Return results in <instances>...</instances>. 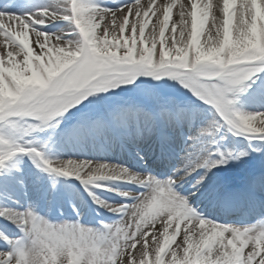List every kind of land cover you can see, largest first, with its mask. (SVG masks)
Masks as SVG:
<instances>
[{
  "label": "snow or ice",
  "instance_id": "1",
  "mask_svg": "<svg viewBox=\"0 0 264 264\" xmlns=\"http://www.w3.org/2000/svg\"><path fill=\"white\" fill-rule=\"evenodd\" d=\"M55 20L67 29L46 30ZM169 81L185 92L165 91ZM89 147L99 158H82ZM116 149L129 162L108 158ZM253 153L264 157V0L0 10V195L31 190L50 213L62 206L57 178L74 177L77 195L117 217L82 223L87 208L67 193L76 218L54 222L17 197L0 206L18 232L0 230V264H264V159ZM233 160L252 165L243 204L222 175ZM242 208L253 218L218 215Z\"/></svg>",
  "mask_w": 264,
  "mask_h": 264
},
{
  "label": "rangeland",
  "instance_id": "2",
  "mask_svg": "<svg viewBox=\"0 0 264 264\" xmlns=\"http://www.w3.org/2000/svg\"><path fill=\"white\" fill-rule=\"evenodd\" d=\"M102 2L109 4V5H114L115 3H118L119 0H102ZM26 3V4H25ZM45 3H47V0H27L26 2H23V4H18V5H14L12 8H2L0 7V10L6 11V12H13L16 13L18 15H24L27 14L31 11H34V9L38 6H42ZM23 5V6H22ZM19 6V7H17ZM22 6V7H20ZM175 13H176V9L173 10V18H175ZM211 22V18H209V23ZM46 30L50 31V32H60V31H64L67 29V23L65 21L62 20H55L50 22L49 24H47L46 26ZM148 30L146 29V35H147ZM157 85L159 86V83L157 82ZM165 91L175 94V95H180L182 93L185 92V90L177 83L169 81L168 85L165 86ZM125 99V97H116L114 98V100L112 102L115 101H119V100H123ZM229 136V140L227 141V143L229 144V146H236V147H243L245 146V142H242L239 138H234ZM232 142H234V144H231ZM97 143H99V141H97ZM259 155V157L261 156L260 153H253L252 157L253 160L255 159H260L259 157H257ZM262 157V156H261ZM125 158H127V162L128 161V156L126 155ZM264 158V157H263ZM92 159V158H89ZM248 159V158H247ZM230 165H234L235 167H239L236 164L229 162ZM250 165H243V169L240 168H235V167H228L227 165H225V168H235L233 169L230 173H227L229 175H244V171L246 173H248L247 171H250L249 169ZM244 170V171H241ZM241 171V173H239ZM251 172V171H250ZM239 173V174H238ZM47 175V174H45ZM233 177V176H232ZM242 178V177H240ZM74 180L70 179L69 181H62L61 183H57L58 185V189L61 190V193L64 192H69V190H74L73 188L70 187V185L72 184ZM77 185L79 183L75 182ZM70 184V185H68ZM82 188V187H81ZM64 194V193H63ZM19 197L21 203H37V210L41 212L42 215L47 214L48 215V219L50 221H54V222H59L61 220H71V219H75V217L73 218L74 215H69L67 216V214L64 212L63 209H65V207L72 203L69 202V200L66 201V204H62V206H55L54 210H52L51 212L53 213L52 215H49V213H47V204L46 203L48 201L47 198L38 195L37 193L33 192V191H29L28 193V197L27 200L25 201V199L22 196H19V193L16 194V196H14L13 198H8L7 196L4 195H0V206H14V207H18L20 205L15 203L16 198ZM75 200L73 202H79L81 204H83L84 206H87L88 209H90V212L88 215L83 216V218L81 219L82 223H87V224H92V225H99L100 221H104V222H112L115 219H117L116 215L113 213L108 212L106 209H100L97 205H95L91 199L87 196L86 193L83 192V188L82 191H79V195L74 194ZM86 201V204L84 203ZM62 203V201L60 200V204ZM88 204V205H87ZM64 206V207H63ZM86 207V208H87ZM71 208V207H70ZM72 211L70 212H74L73 207L71 208ZM241 212H229L227 210H219L218 215L220 217V219L223 222H229V223H237V222H242V221H246V220H242V219H246L243 216H240ZM59 214H63L62 216H58ZM76 214V213H75ZM58 217L62 218V219H58ZM4 224V225H3ZM8 226H5L4 222H0V230L7 232L9 235H17L18 232L17 230L10 224L7 223ZM8 247V245L6 244L5 241L0 240V248H6Z\"/></svg>",
  "mask_w": 264,
  "mask_h": 264
},
{
  "label": "bare ground",
  "instance_id": "3",
  "mask_svg": "<svg viewBox=\"0 0 264 264\" xmlns=\"http://www.w3.org/2000/svg\"><path fill=\"white\" fill-rule=\"evenodd\" d=\"M26 1L27 0H0V7L4 8V9H6V8H12L14 5L23 4V2H26ZM212 2L215 3V0H212ZM22 6H20V7H22ZM17 7H19V6H17ZM209 18H211V15H210ZM232 139H234V138H232ZM231 144H234V142H232ZM80 155L82 156V158H88L89 159V158H99L100 153L98 151H94L91 147H89L87 149L86 153H81ZM126 155H127L126 153H121L119 149H116V150L112 151L108 155V158H110L112 160H116L117 162H127V158H125ZM257 157H259V155ZM259 158L260 159H264L261 156ZM243 159H247V157H245ZM260 159H255L254 162L259 161ZM230 162H232V163L236 164L237 166H239V167H235V168L243 169V167H242L243 165H241V162L239 160H233V161H230ZM229 165H230V163H229ZM229 165H227V166L229 167ZM235 168H226L227 169V172L223 173L222 175H227V176H230V177L233 176L232 177V183L230 184V188H232L234 190H237L235 192V196H236V198L238 200L241 201L242 197L240 196V194H238V192L241 189H243V186H244V178L249 174L250 171H252V165L250 164V166H249L250 171H247L248 173H246L244 170H241V171H244V175L238 176V175L235 174V176H234V175L227 174V173H230ZM241 171L239 173H241ZM240 177H242V178H240ZM70 179H72V180L75 181V178L74 177H58L57 178V180H58L59 183H61L62 181H69ZM75 182L79 183L78 181H75ZM58 185L59 184H57V187H58ZM68 185H70V184H68ZM80 191H82V188H80ZM63 193H62V195L60 197H58V199L62 201L61 205L62 204L63 205L66 204V201L69 200V196L67 195V193H71L72 194V197H73V201L75 200L74 194H76V192L74 190H69V192H64L63 191ZM101 195L104 198L110 199V200L119 199V197H117L114 193L102 192ZM48 202H49V200L46 203H48ZM75 203L76 204H79L81 206H84L83 204H81L79 202H76L75 201ZM49 206H50V202L47 204V208H49ZM54 207L55 206L52 207V210H54ZM70 207L72 208V203L68 204L65 207V209H63L66 214H71L72 213V212H70V211H72V209ZM238 211L241 212L240 213V216H243V217L246 218V219H242V220H250V219L253 218L251 215L246 214V211L243 208L241 210H238ZM46 212L48 213V211H46ZM89 212H90V209L87 208V211L80 218H82L83 216L88 215ZM52 214H53L52 212L49 213V215H52ZM0 222H4L5 223V226H4L5 228H6V226H8L7 223H9L6 220H4L2 217H0ZM5 230H4V232H5ZM178 239H179V237H178Z\"/></svg>",
  "mask_w": 264,
  "mask_h": 264
}]
</instances>
